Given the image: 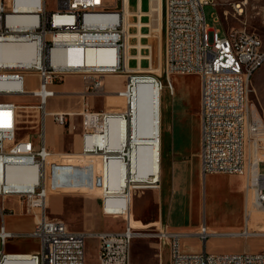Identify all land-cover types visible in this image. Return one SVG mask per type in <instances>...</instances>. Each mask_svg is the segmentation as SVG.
I'll return each mask as SVG.
<instances>
[{
  "label": "built area",
  "instance_id": "1",
  "mask_svg": "<svg viewBox=\"0 0 264 264\" xmlns=\"http://www.w3.org/2000/svg\"><path fill=\"white\" fill-rule=\"evenodd\" d=\"M53 2L49 7L48 0H0V48L12 46L20 50V57L25 60L9 64L0 60V96H21L25 100H0V196H16L33 220L29 231L10 229L5 217L13 208L0 207V264H85L87 237L98 240V264H130L131 242L140 232L132 228L129 219L121 230L81 231L69 229L63 220L47 212V167L55 153L46 145L45 118L50 115L54 122L64 125L74 113L46 110L48 100L56 95L53 85L65 75H79L85 100L87 96L101 94L104 77L111 74L125 76L124 88L115 93L125 99L124 111H93L84 101L79 112L82 152L102 156L104 212L127 215L136 184L159 182L145 181L143 185L132 176L136 144L131 135L133 97L128 93L133 80L152 79L161 97L164 88L171 95L174 93L171 74L196 75L200 170L203 175L223 173L245 179L243 226L217 231L203 221L192 231L163 226L148 235L166 245L168 264H264V251L212 253L205 248L191 251L182 246V239L190 236L205 244L212 236L264 235V230L249 226L252 208L264 212V110L249 98L251 78L264 63L260 36L247 31L245 25L225 33L210 28L204 7H215L214 0H163L164 78L161 79L158 75L137 74L127 67L122 0L120 7L108 6L106 0ZM247 5L248 0L233 1L223 15L239 18L245 14ZM214 18L220 20L217 13ZM95 49L109 50L106 53L111 62L106 65L84 62L83 52ZM27 76L37 77L34 88L26 87ZM121 121H127L122 126L127 132L124 138ZM23 122L31 123L35 132L19 139L17 134ZM111 122L117 123L116 128H112ZM96 141H101L102 147ZM111 162L118 167L111 168ZM121 164L126 170L124 174ZM15 168L21 172L19 182L9 184L7 170L16 171ZM115 183L121 186V198L104 197V189ZM21 239L36 240V250H7L9 241Z\"/></svg>",
  "mask_w": 264,
  "mask_h": 264
},
{
  "label": "rangeland",
  "instance_id": "2",
  "mask_svg": "<svg viewBox=\"0 0 264 264\" xmlns=\"http://www.w3.org/2000/svg\"><path fill=\"white\" fill-rule=\"evenodd\" d=\"M53 1L54 0H48L49 7L53 5ZM214 1L216 2L215 7H212L211 5H206L204 7L206 23L210 28H224L226 32H229L233 29H239L240 27L245 25L247 31L254 32L260 36L264 47V0H248L246 12L239 18L233 17L231 15H228L227 18H225L223 15L224 10L230 9V3L237 0ZM106 5L120 7L121 0H106ZM216 13L220 19V22L218 20H215L214 18ZM147 18L148 19L146 23H148L149 21V16ZM162 25L163 14L161 7L160 39L148 36V41L142 42V44L147 43L150 45L149 52L140 55L142 57L147 58L146 63L144 65H141L140 58H136V64H134V66H129L131 68L128 69L134 70L137 74H149L156 76L158 75L161 79L164 78V73L161 71L163 52ZM138 27L139 25H137V28ZM149 31L150 27L148 26V31L146 34H148ZM130 33L132 35L137 34L136 31ZM133 44L137 45V43L135 42H133ZM155 65H159V71L154 72L152 70H143V68H149ZM111 75H117L118 78L122 79L121 87H119L122 88L125 78L124 74ZM67 77L68 75L65 76L64 79L59 83L65 82V79ZM115 77L105 76L106 80L108 78L111 79L107 85L109 89L114 88L118 84L113 81ZM170 78L172 79L174 86L173 97L169 90L164 88L161 93L160 104L164 106V108L170 109L173 102V98L176 94H178L179 88H182V90L186 94V97L192 100L194 110H197L199 97V78L196 75L181 74H171ZM105 79L103 80V87L106 86L107 83ZM25 84L26 87L34 88L37 85V77L27 76ZM66 84L67 86L71 87L77 84L76 86L72 87V89H74L75 91H65V93H61L62 95H64L61 99L62 103L66 104L68 106V111L74 112V114L68 118L67 123L64 124V126H60L58 124L54 125L53 128L54 133H58V137L60 138L61 144L60 148H58V152L57 150H55V154H58L57 156L59 162L58 179L52 180L50 184L51 186L58 188V193H51V196L55 194V196H58L60 199L58 201H54L52 205L48 200L47 212L51 217H57L63 220L64 223H66L67 227L72 230H103L107 228L113 229L117 228V225L118 228H123L125 225V220L121 218H117L119 221L115 219L113 220L110 217L104 215L101 211V200L103 194L101 188L99 158L94 156H78L79 158L91 160L93 163L98 164L99 170L97 175L95 174L96 171L93 168L94 166H92V164L90 163L88 164V167L91 170V185L87 176H80L81 165L76 166L73 164H67L66 162H64L65 158L61 155L63 153H82L80 135L81 133H83V127L82 116L81 114H79V112L81 111L82 106L84 105V101L87 102L89 110L98 111L103 108L112 109L120 105L122 108H124L125 99L118 96L116 97L112 93H106L105 89H103L101 94L87 96L84 100V98H82L81 96V91L83 90V81L81 76L79 75H77V77H70ZM249 98L257 108H262L264 110V63L253 74L251 78ZM0 100H9L15 102L25 101L24 98L21 96H0ZM26 100L33 102V99L31 98H28ZM56 103L58 104V100H56ZM21 126L22 128L19 129L17 134L19 139L25 138L27 134H29V136H33L35 129L31 128V123L23 122L21 123ZM72 138H74L76 142L75 150L71 148V141L73 140ZM189 140V148L193 150V155L189 161L183 163L184 167L178 170L176 174V178L178 179L177 181H179L180 183V185H178L180 188L188 186L191 180H194V183L196 184L199 183L197 179L200 169L199 157L197 155L199 147V137L198 131L196 129L193 131ZM165 147L166 145H164V149ZM164 151L165 152L163 153V156L161 158V164L164 163L168 165L170 163V161L168 160L169 153L167 152V149H165ZM189 157L190 155L188 156V158ZM78 160L79 159H77L76 163L84 162ZM73 168L74 174L72 173V175H70L67 173V175L64 176L67 171H70V169L72 170ZM62 177H64V180ZM66 181L70 182L71 184L74 183L73 185L76 186L78 190L66 191V188L70 187L66 184ZM95 183H97L98 185H96ZM142 184L144 185L146 183ZM95 185L98 186L96 192L94 191ZM155 185L146 184V186L136 188L132 195L134 196L132 207L134 209V218L136 222L133 220V217L131 219V222L134 226L140 228L138 231L142 233V236L135 237L133 240L131 246V264H152L155 261L156 247L154 241L157 240V238L149 236L148 233L154 232L157 226L159 228L166 226L165 224L160 223L161 218L159 213L160 211L164 212V208L166 205V199L164 195H167L165 189H167L168 184H166L163 177H161L160 181ZM200 188V199L202 208L201 213L207 219V221L211 219L218 222V229L213 227H210V229L217 231L222 229V231H228L229 228H234L232 226L237 225V223L241 220V209L244 202L243 194H238L237 192H235L234 189L229 186L226 178L221 175H209L206 178L205 182L203 184H200ZM50 190L51 189H49V192ZM248 196L249 198H252V193L249 192ZM104 197H112V199L121 198L120 195H104ZM109 201L112 202L111 200ZM55 204L58 207H54ZM1 206L13 208L12 212L5 217L6 223L12 221L20 222L23 219H27L29 220L30 224H32L33 220L31 215L26 214L25 209L20 206V203L18 202V198L16 196H0V207ZM146 224H149V226H147ZM249 226L251 229L254 230H264V212L252 208ZM182 246L186 248L191 247L190 250L192 251L202 250L201 240L193 236L183 238ZM36 247L37 242L34 239H21L9 245L10 249H35ZM204 247L206 248L207 252L212 253H231L241 252L244 250L250 252L264 251V235H254L247 238L230 235L212 236L206 240ZM84 252L85 264H98L97 240L95 238H86Z\"/></svg>",
  "mask_w": 264,
  "mask_h": 264
},
{
  "label": "crops",
  "instance_id": "3",
  "mask_svg": "<svg viewBox=\"0 0 264 264\" xmlns=\"http://www.w3.org/2000/svg\"><path fill=\"white\" fill-rule=\"evenodd\" d=\"M220 21V20H219ZM221 33H225L226 31L224 28H219ZM67 76V75H65ZM64 76V77H65ZM110 76H116L114 78V82L118 83L114 88H110L107 86L108 83L110 82V78L106 80V86H104L105 92L109 94L115 95V93L121 89L124 88L125 85V78H124V83L123 87H121L122 84V79L118 78L117 75H107V77ZM64 77L60 80L62 81ZM70 77H77V75H68V77L65 79V82L55 83L53 85L54 90L56 91V95L52 98H50L47 102L46 105V110L49 112L52 111H68V106L64 103H62V95L61 93H65V91H75L72 89V87L76 86H67L66 82L69 80ZM108 88V90H107ZM166 89V88H165ZM199 91V87H198ZM67 93V92H66ZM116 96V95H115ZM117 97V96H116ZM173 97V95H172ZM58 98V99H57ZM56 100H58V104L56 103ZM123 110V108L120 106H116L112 109L108 108H103L98 111H120ZM54 125H58L56 122L53 121L52 117L50 115H47L45 118V136H46V145L55 153V150L58 152V148H60V138L58 137V133H54L53 128ZM60 126H64L59 124ZM160 152L161 155L160 157L162 158L163 153L165 152L164 150L167 149V152L169 153V161L170 163L168 165L166 164H161V172H160V178L163 177L164 181L166 184H168L167 189H165L166 194L165 196V208L164 212L160 211V218L162 224H165L167 227L172 228V229H177V230H185V231H192L197 228V226L201 222H205L209 227L217 228L218 222L215 220L207 219L203 216L201 213L202 208H201V199H200V184L204 183L206 178L209 175H221L226 178L228 184L232 189H234L235 192L238 194H243L244 197V202L243 206L241 209V220L237 223V225L232 226L234 228H229L230 230H237L243 226V218H244V209H245V199H246V188H245V179L242 176L239 175H229V174H223V173H215V174H206L203 175L201 173V170L199 169V175L197 176V179L199 183H194V180H191L189 182L188 186H184L180 188L178 185H180L178 179L176 178V174L178 170L182 169L184 167V162L189 161L192 158L193 155V150L189 148L190 146V137L193 133V131L196 129L198 131V137H199V144H200V116H199V97H198V104H197V110H194L193 107V102L191 99H188L186 97L185 92L182 90V88H179L178 94L175 95L173 98L172 105L170 109L164 108L160 104ZM81 137V152H82V133L80 135ZM71 141V148L73 150L76 149V142L74 138ZM164 145H166L164 149ZM190 153V154H189ZM85 153H63L61 156L64 157V162L67 164H73V165H81V175L80 176H87L89 178V181L92 185V179L90 178L91 170L88 167V164H92L94 166L93 168L95 169V174H98V164L93 163L91 160L79 158L78 156H86V157H97L99 158V165H100V175H101V185L103 186L104 178H103V163H102V156L101 155H90L87 154L84 155ZM190 157L188 158V156ZM58 154H55V157L49 161L48 167H47V174H48V184H49V197L48 200L50 204L52 205L54 201H58L60 198L58 196L52 195L51 193H58V188L51 186V181L58 179ZM199 157V147H198V153ZM77 159L78 161H84L83 163H76ZM63 162V161H62ZM87 166V167H86ZM111 168H116L118 167L115 163L110 164ZM199 167H200V160H199ZM76 168V167H75ZM87 168V169H86ZM64 170V169H63ZM64 172V171H63ZM74 172V168L70 171H67L64 176L68 174L72 175ZM121 173L123 174V170L121 168ZM74 174V173H73ZM64 180V177H62ZM96 180V179H95ZM107 183V180H105ZM121 181V180H120ZM160 181V179H159ZM96 182V181H95ZM66 184L69 185L70 187L66 188V191H74L78 190L76 186L71 184L70 182L66 181ZM98 185L97 183H95ZM94 187V191L98 189V186ZM203 188V187H202ZM57 189V190H56ZM55 190V191H54ZM52 191V192H51ZM165 193V192H164ZM104 195L109 196V195H116V196H121V186H118L117 183H115L111 188L109 189H104ZM57 199V200H55ZM102 201L103 197L101 200V211L104 215L107 217H110L111 219L118 220L117 218H121L125 220V225L127 222V219H129L131 223V219L133 217V220L135 221V213L134 209L132 207L133 201H134V196L131 197L130 199V204H129V214L130 218H127V215L125 214H113L109 212H104L102 208ZM19 202V201H18ZM20 203V202H19ZM21 206V205H20ZM54 207H58L56 204ZM12 208V207H9ZM27 214V213H26ZM119 221V220H118ZM136 222V221H135ZM5 223H6V218H5ZM14 223V224H13ZM157 223V222H156ZM155 223V224H156ZM66 224V223H65ZM154 224V223H153ZM6 225L10 229L14 230H23V231H29L31 230L33 226L30 224L29 220L23 219L20 222H9L6 223ZM124 225V227H125ZM149 226V224H146ZM117 228H107L103 230H121L123 228H118V225L116 226ZM158 226L155 228L157 229ZM228 229V230H229ZM72 230V229H71ZM103 230H85L81 229V231H103ZM222 230V229H220ZM226 231V230H224ZM96 239V238H95ZM97 240V239H96ZM134 240V239H133ZM133 240L131 242V246L133 243ZM19 241V240H18ZM17 241H9L6 245V248L8 251H34L35 249H10L9 245L12 243H15ZM155 247H156V253H155V261L152 264H168V251L167 247L165 244H160L158 240H155ZM205 244L202 243V249ZM186 250H190V248L184 247ZM200 248V247H199ZM197 248V249H199ZM196 249V248H193ZM206 249V248H205ZM97 251H98V240H97ZM192 251V250H191ZM130 264H131V249H130Z\"/></svg>",
  "mask_w": 264,
  "mask_h": 264
},
{
  "label": "bare ground",
  "instance_id": "4",
  "mask_svg": "<svg viewBox=\"0 0 264 264\" xmlns=\"http://www.w3.org/2000/svg\"><path fill=\"white\" fill-rule=\"evenodd\" d=\"M124 3L125 10V38H126V55L127 58L130 59L131 54L129 49L132 47L129 39L132 36L139 37L141 34L137 30V34L132 35L129 32L131 24L130 16L137 15L140 16H149L148 23H142L140 20L135 23V26H149L150 31L147 34L148 36H152L160 39V19H161V7L162 0H149V8L147 11H143L142 9V0H137V9L132 12L129 9L128 1L122 0ZM243 1V0H237ZM21 3V1H19ZM140 46V43L135 45ZM159 46V45H158ZM141 47V46H140ZM139 47V48H140ZM150 47V45H148ZM106 51L103 49H95V50H87L83 52V61L87 64H95V65H106L111 62L109 55H107ZM135 58H142L140 54H137ZM0 60L5 63H13L15 61H22L20 57V50L13 48L12 46H4L0 48ZM161 61V60H160ZM128 63V60H127ZM160 64V63H159ZM128 68H131L128 66ZM137 68V67H136ZM152 70L159 71V65L151 66L149 68H143V70ZM129 96L133 97V115L131 120V135L132 140L136 144L135 145V154L133 158V163L131 170L133 172L134 180L145 182L151 181L155 182L160 179L161 172V152H160V90L157 88L155 83L150 78H136L133 80V88L128 93ZM125 108V107H124ZM124 108L122 111H124ZM129 111V109H128ZM74 114V113H73ZM127 124V121L125 122ZM123 121H121V137L127 136V132L125 128L122 127L126 125ZM112 128H116L117 123L111 122ZM130 135V134H129ZM102 147V142L96 141ZM83 153V152H82ZM92 155H101L94 153H87ZM2 161H0L1 163ZM115 163V162H111ZM110 163V164H111ZM117 166L118 164L115 163ZM121 168L123 170V174L126 170L123 168V164H121ZM16 169V168H15ZM130 172V169H127V172ZM21 174L20 169H16V171L7 170V183L13 184L19 182L18 177ZM141 183L136 184L135 187H141ZM102 188V185H101ZM127 218H130L129 212ZM132 224V222H131ZM132 227L136 230L137 228L132 224ZM138 236H142L140 232Z\"/></svg>",
  "mask_w": 264,
  "mask_h": 264
},
{
  "label": "water",
  "instance_id": "5",
  "mask_svg": "<svg viewBox=\"0 0 264 264\" xmlns=\"http://www.w3.org/2000/svg\"><path fill=\"white\" fill-rule=\"evenodd\" d=\"M148 1L149 0H142V9H143V11H147ZM128 5H129V9L132 10V12L136 11V9H137V0H129L128 1ZM147 17L148 16H140V17H138L135 14L130 16V20H131V23H133L132 24L133 26H130L129 32H134V31L137 32V30H138L140 32L141 36H139V38L136 37V36H132L129 39L130 43L132 44V47L129 49V52H130L132 58L128 59V66H134V64H136L135 56L137 54L142 55V54H144L146 52H149V49H150V47H148L149 44H147V43L146 44H142V42L148 41V38H147L148 35L146 34L147 31H148V26H140V28H137V26H135V23H137L138 20H140L142 23H146V21L148 19ZM133 42H135L137 44L140 43L141 47L139 46L140 47L139 48L138 46H135L136 44L134 45ZM146 59H147L146 57L140 58V60H141L140 64L144 65L146 63Z\"/></svg>",
  "mask_w": 264,
  "mask_h": 264
}]
</instances>
